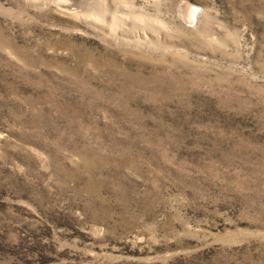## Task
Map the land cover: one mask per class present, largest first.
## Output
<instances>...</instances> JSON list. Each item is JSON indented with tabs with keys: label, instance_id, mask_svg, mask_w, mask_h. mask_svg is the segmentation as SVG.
Masks as SVG:
<instances>
[{
	"label": "rangeland",
	"instance_id": "374dc122",
	"mask_svg": "<svg viewBox=\"0 0 264 264\" xmlns=\"http://www.w3.org/2000/svg\"><path fill=\"white\" fill-rule=\"evenodd\" d=\"M0 264H264V0H0Z\"/></svg>",
	"mask_w": 264,
	"mask_h": 264
},
{
	"label": "bare ground",
	"instance_id": "6f19581e",
	"mask_svg": "<svg viewBox=\"0 0 264 264\" xmlns=\"http://www.w3.org/2000/svg\"><path fill=\"white\" fill-rule=\"evenodd\" d=\"M198 7V6H197ZM190 8V7H189ZM188 8V9H189ZM187 9V13H186V18L189 20V21H196L197 17L199 18V11L198 9H196V7H192L190 9V11H188ZM186 11V10H185Z\"/></svg>",
	"mask_w": 264,
	"mask_h": 264
}]
</instances>
